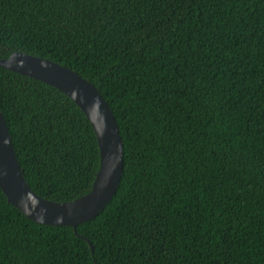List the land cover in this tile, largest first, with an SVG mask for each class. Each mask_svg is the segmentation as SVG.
I'll return each instance as SVG.
<instances>
[{
    "label": "trees",
    "instance_id": "16d2710c",
    "mask_svg": "<svg viewBox=\"0 0 264 264\" xmlns=\"http://www.w3.org/2000/svg\"><path fill=\"white\" fill-rule=\"evenodd\" d=\"M15 50L99 88L124 170L77 232L0 187V264H264V0H0V58ZM0 110L36 193L90 191L98 141L69 96L0 66Z\"/></svg>",
    "mask_w": 264,
    "mask_h": 264
},
{
    "label": "water",
    "instance_id": "95a60500",
    "mask_svg": "<svg viewBox=\"0 0 264 264\" xmlns=\"http://www.w3.org/2000/svg\"><path fill=\"white\" fill-rule=\"evenodd\" d=\"M0 66L64 92L81 108L94 129L100 164L90 191L71 200L55 201L39 195L28 184L7 120L0 110V187L7 200L37 222L70 225L77 232L80 224L93 219L106 207L121 181L124 143L113 110L94 83L52 59L15 50L0 58ZM86 239L93 249L92 242Z\"/></svg>",
    "mask_w": 264,
    "mask_h": 264
}]
</instances>
